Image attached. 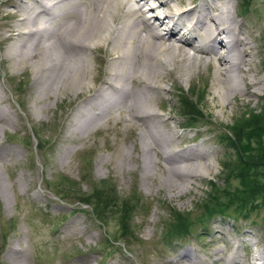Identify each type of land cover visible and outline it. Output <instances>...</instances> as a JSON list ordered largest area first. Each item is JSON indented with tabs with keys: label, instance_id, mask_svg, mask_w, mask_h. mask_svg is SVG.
Listing matches in <instances>:
<instances>
[{
	"label": "rangeland",
	"instance_id": "1",
	"mask_svg": "<svg viewBox=\"0 0 264 264\" xmlns=\"http://www.w3.org/2000/svg\"><path fill=\"white\" fill-rule=\"evenodd\" d=\"M227 1L252 48L249 76L261 69L255 78L262 84L221 113L211 101V69L201 68L187 82L188 65L166 54L179 80L167 77L165 94L156 101L162 109L155 104V111L171 117L168 129L182 134L174 153L197 149L211 163L189 179V192L172 198L166 186L159 188L168 180L157 165H164L161 155L150 151L152 163L143 168L136 134L114 121L73 128L67 99L38 91L31 70L7 56L11 42L3 37L6 26L16 24L10 15L22 1L0 0V108L8 115L0 121V264H224L235 251L245 264H264V209L248 218L208 217L204 210L210 183L222 188V166L235 158L233 125L258 112L264 99V0H248L245 9L243 0ZM236 81L244 89L241 76ZM186 98L197 106L191 126L183 115ZM109 201H116L117 210L103 204ZM176 217L187 231L170 239L181 224ZM187 253L191 261L182 257Z\"/></svg>",
	"mask_w": 264,
	"mask_h": 264
},
{
	"label": "bare ground",
	"instance_id": "2",
	"mask_svg": "<svg viewBox=\"0 0 264 264\" xmlns=\"http://www.w3.org/2000/svg\"><path fill=\"white\" fill-rule=\"evenodd\" d=\"M20 1L10 15L16 24L6 26L3 37L11 42L7 56L31 70L38 91L67 99L73 128L114 121L136 134L139 147L134 149L141 154L143 168L152 163L150 151L161 155L164 165L153 164L168 180L159 188L166 186L172 198L189 192V179L200 177L211 163L208 154L197 149L174 153L182 134L168 129L171 117L163 119L155 111L162 109L163 84L179 80L169 69L166 54H174L175 63L188 65L187 82L201 68L211 69V101L221 113L234 106L238 96L253 94L250 91L262 84L255 78L261 69L249 76L252 48L236 19L235 6L227 0ZM236 75L245 81L244 89ZM6 119L3 112L0 121ZM182 257L192 260L188 253ZM224 264L245 262L235 251Z\"/></svg>",
	"mask_w": 264,
	"mask_h": 264
},
{
	"label": "trees",
	"instance_id": "3",
	"mask_svg": "<svg viewBox=\"0 0 264 264\" xmlns=\"http://www.w3.org/2000/svg\"><path fill=\"white\" fill-rule=\"evenodd\" d=\"M246 6L248 0H243L241 8L245 9ZM196 108V102L193 103L190 98L183 100V115L189 118L188 120L193 118ZM191 122L192 120L188 125L191 126L193 124ZM233 126L230 143L235 149V158L222 166L223 187L217 186L214 182L210 183L212 193L204 202L205 215L208 217L217 213H235L248 218L251 213L264 209V99L258 112L249 114L244 121ZM232 181L236 185L233 186ZM115 202L103 204L117 210L119 205L117 206ZM90 205L93 207V204ZM118 211L121 212L122 209ZM177 220L181 224L175 225L174 231H168V234H171L170 239L180 238L187 231L183 219L176 217ZM121 224H124L125 228L124 221Z\"/></svg>",
	"mask_w": 264,
	"mask_h": 264
}]
</instances>
